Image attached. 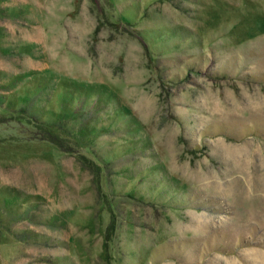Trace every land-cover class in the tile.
<instances>
[{
  "label": "rangeland",
  "instance_id": "1",
  "mask_svg": "<svg viewBox=\"0 0 264 264\" xmlns=\"http://www.w3.org/2000/svg\"><path fill=\"white\" fill-rule=\"evenodd\" d=\"M0 264H264V0H0Z\"/></svg>",
  "mask_w": 264,
  "mask_h": 264
}]
</instances>
